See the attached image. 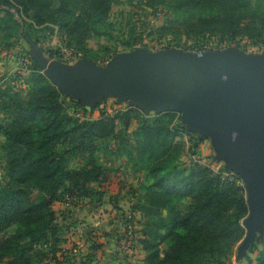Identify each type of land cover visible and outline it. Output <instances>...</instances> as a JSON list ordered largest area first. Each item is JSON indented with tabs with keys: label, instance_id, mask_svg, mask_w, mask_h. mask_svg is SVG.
Returning <instances> with one entry per match:
<instances>
[{
	"label": "trees",
	"instance_id": "trees-1",
	"mask_svg": "<svg viewBox=\"0 0 264 264\" xmlns=\"http://www.w3.org/2000/svg\"><path fill=\"white\" fill-rule=\"evenodd\" d=\"M119 2L0 0V48L10 49L14 43L11 38L19 34L39 43L37 33L47 31L54 32L64 47L99 58L92 56L86 42L111 35L116 23L113 6ZM129 2L136 5L135 0ZM139 2L165 11L164 20L154 31L174 46L180 45L182 37L264 43V0ZM130 34L125 42L128 47L139 42L132 37L133 32ZM29 62L27 74H14L0 86V134L4 139L0 264H43L49 255L53 264H66L70 260L60 245L63 231L52 204L70 197L101 195L92 187L105 179L104 169L94 157L98 140L112 136L118 124L127 129L132 119L146 113L127 107L115 115L80 118L76 109L79 101L64 96L31 57ZM23 86L26 97L19 89ZM174 115L168 111L156 114L152 121L143 118L137 129L142 141L135 156L151 178L133 205L142 216L143 264H228L245 235L241 223L248 213L245 186L237 175L223 168L177 163L180 146L173 140L178 136L172 125ZM79 155L84 156V164L72 167L70 160ZM30 187L42 193L39 199L30 194ZM101 247L92 246L96 251ZM245 258L249 264H264V250L254 260L248 255Z\"/></svg>",
	"mask_w": 264,
	"mask_h": 264
},
{
	"label": "rangeland",
	"instance_id": "rangeland-1",
	"mask_svg": "<svg viewBox=\"0 0 264 264\" xmlns=\"http://www.w3.org/2000/svg\"><path fill=\"white\" fill-rule=\"evenodd\" d=\"M135 1L136 5H132L129 0H120L119 4L113 6L116 23L108 38H91L86 42V48L92 50V56L97 55L99 58L91 57V55L85 57L83 52L64 47L54 32L51 34L47 31H39L37 33L39 43H35L25 34L13 36L11 39L14 43L10 49L0 48V86L4 85L8 78L14 74H27L26 67L30 64V57L37 65L34 51L26 37L42 49L50 65L54 63L74 64L79 59H90L97 65H104L116 54L128 52L136 47L157 52L169 49L166 48L169 45L170 48H179L189 52L237 48L247 54L264 53V43H253L240 38L232 40L229 38L219 39L218 37L204 39L182 37L180 45L174 46L168 38L161 37L154 31V27L164 20L165 11L160 7L148 8L143 2ZM10 11L14 13L17 20H20L18 13L13 8ZM131 32H133L132 37L138 39L139 42L128 47L125 46V42ZM19 89H21V95L26 97V88ZM79 103L80 105L76 109L79 117L83 119L96 118L101 113L115 115L117 111L130 107L126 102H119L115 96L104 97L93 110L80 101ZM70 111H72L71 108ZM156 114L149 112L132 119L127 129H123L118 124L112 136L98 140L94 157L96 162L103 167L105 179L99 185L93 183L92 187L101 195L97 193L92 198L70 197L52 204L57 222L63 231V241L60 245L65 249L64 254H67V260H70L66 264H143L145 252L140 244L142 236L139 232V221L142 216L135 211L133 205L137 203V198L144 193V188L151 178L146 170L138 164L139 159L135 156V152L142 141L137 132L142 119L152 121ZM1 118L2 114L0 113V121ZM172 125L178 129V136L173 139L176 141L174 145L180 146L177 163L183 166L199 162L209 165L213 170L224 169L225 161L216 159L217 152L211 135L202 137L198 132H188L185 124L182 123L179 112H175ZM184 129L190 134H187ZM3 141L0 134V185L4 181V160L1 151ZM173 150L175 151V147ZM84 162L83 155L70 160L72 167H82ZM230 173L235 174L233 171ZM29 192L35 199H39L42 195L35 187H30ZM96 244L102 246L97 251L92 248ZM253 244L254 247L246 253L252 260L260 251L264 250L263 240L258 238ZM235 255L236 253L231 256L228 264H249L245 256L235 260ZM49 258L43 264H53ZM62 259L66 260L65 257Z\"/></svg>",
	"mask_w": 264,
	"mask_h": 264
},
{
	"label": "water",
	"instance_id": "water-1",
	"mask_svg": "<svg viewBox=\"0 0 264 264\" xmlns=\"http://www.w3.org/2000/svg\"><path fill=\"white\" fill-rule=\"evenodd\" d=\"M26 39L48 80L90 110L115 96L145 113L179 112L188 132L211 135L216 159L224 160V169L233 171L246 189L245 235L235 260L264 239V53L136 47L104 65L90 59L50 65L42 49Z\"/></svg>",
	"mask_w": 264,
	"mask_h": 264
}]
</instances>
